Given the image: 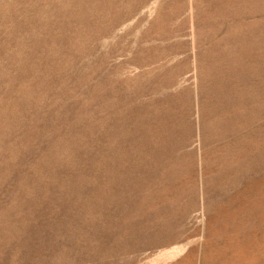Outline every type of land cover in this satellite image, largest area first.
Segmentation results:
<instances>
[{"label": "rangeland", "instance_id": "1", "mask_svg": "<svg viewBox=\"0 0 264 264\" xmlns=\"http://www.w3.org/2000/svg\"><path fill=\"white\" fill-rule=\"evenodd\" d=\"M0 264H264V0H0Z\"/></svg>", "mask_w": 264, "mask_h": 264}]
</instances>
